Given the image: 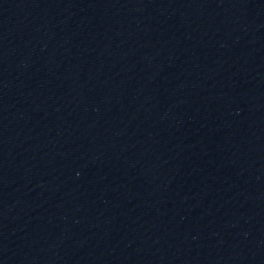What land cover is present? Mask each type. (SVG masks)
I'll use <instances>...</instances> for the list:
<instances>
[{
  "label": "water",
  "instance_id": "95a60500",
  "mask_svg": "<svg viewBox=\"0 0 264 264\" xmlns=\"http://www.w3.org/2000/svg\"><path fill=\"white\" fill-rule=\"evenodd\" d=\"M0 50L264 235V0H0Z\"/></svg>",
  "mask_w": 264,
  "mask_h": 264
}]
</instances>
